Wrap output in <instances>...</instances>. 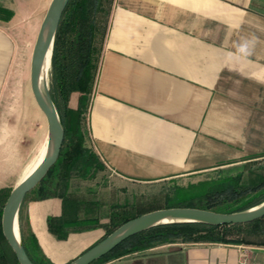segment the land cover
I'll use <instances>...</instances> for the list:
<instances>
[{
  "label": "crops",
  "instance_id": "obj_1",
  "mask_svg": "<svg viewBox=\"0 0 264 264\" xmlns=\"http://www.w3.org/2000/svg\"><path fill=\"white\" fill-rule=\"evenodd\" d=\"M14 60L0 25V100ZM86 124L90 144L125 185L264 156V0H113ZM1 160L0 169L13 165ZM61 209L59 197L22 205L50 264L104 235L97 226L57 239L47 218ZM243 252L247 264H264V246L225 243L164 244L102 264H241Z\"/></svg>",
  "mask_w": 264,
  "mask_h": 264
},
{
  "label": "trees",
  "instance_id": "obj_2",
  "mask_svg": "<svg viewBox=\"0 0 264 264\" xmlns=\"http://www.w3.org/2000/svg\"><path fill=\"white\" fill-rule=\"evenodd\" d=\"M113 0H69L55 34L49 90L64 128L59 156L45 176L24 197L18 212L20 240L34 264H50L28 229L22 205L27 199L59 197L61 214L49 216L47 227L57 239L73 229L102 226L103 239L122 223L156 209L140 210L136 202L111 203L101 213L96 190L72 189L75 179L91 180L106 166L89 142L86 111L99 66ZM14 12L0 4V19L8 21ZM264 156L217 171L213 180L192 186L189 193L166 196L167 207H193L221 213L240 211L264 201ZM233 170H237L233 172ZM220 173V174H219ZM12 187H0V264H19L1 231V214ZM103 220V223L100 222ZM100 239V240H101ZM99 240V241H100ZM97 243V242H96ZM170 243H225L264 246V217L241 224L209 225L180 222L155 226L134 234L90 264L129 256Z\"/></svg>",
  "mask_w": 264,
  "mask_h": 264
},
{
  "label": "rangeland",
  "instance_id": "obj_3",
  "mask_svg": "<svg viewBox=\"0 0 264 264\" xmlns=\"http://www.w3.org/2000/svg\"><path fill=\"white\" fill-rule=\"evenodd\" d=\"M49 2L50 0H0L1 5L14 12L8 21L0 19V25L6 28L15 50L13 67L8 72L0 100V162L6 157L13 163L12 166L0 169V184L4 183L8 187L20 177L24 165L46 139V120L30 90L29 68L32 48ZM253 163L255 166L256 163L264 165V158ZM237 164L222 165L157 182L126 185L105 169L91 180L75 179L72 189L84 191L88 187L95 188L102 214L111 203L126 201L136 202L140 210L150 206L165 208L167 195L189 193L192 186L200 183L205 185L215 178L217 171ZM235 171L237 170H233ZM260 171L264 174V168ZM123 185L125 191H121Z\"/></svg>",
  "mask_w": 264,
  "mask_h": 264
},
{
  "label": "water",
  "instance_id": "obj_4",
  "mask_svg": "<svg viewBox=\"0 0 264 264\" xmlns=\"http://www.w3.org/2000/svg\"><path fill=\"white\" fill-rule=\"evenodd\" d=\"M68 1L50 0L40 23L30 57V90L37 107L45 117L47 133L46 151L41 163L11 188L2 208V235L19 264H34L26 254L20 240L19 208L25 195L39 183L57 160L64 137V128L50 95L49 78L43 81L42 73L46 63L50 64L55 34ZM262 217H264V201L247 209L230 213L193 207L158 208L122 223L103 239L65 264H90L128 237L159 225L198 222L219 226L246 223Z\"/></svg>",
  "mask_w": 264,
  "mask_h": 264
},
{
  "label": "bare ground",
  "instance_id": "obj_5",
  "mask_svg": "<svg viewBox=\"0 0 264 264\" xmlns=\"http://www.w3.org/2000/svg\"><path fill=\"white\" fill-rule=\"evenodd\" d=\"M49 60V59H48ZM49 70H50V64L46 63L43 69L42 73V80L45 81V79L49 78ZM46 151V139L41 147V149L38 151L36 156L33 158L27 169L25 170L23 176L20 177V179L27 177L32 171L36 169V167L41 163Z\"/></svg>",
  "mask_w": 264,
  "mask_h": 264
},
{
  "label": "built area",
  "instance_id": "obj_6",
  "mask_svg": "<svg viewBox=\"0 0 264 264\" xmlns=\"http://www.w3.org/2000/svg\"><path fill=\"white\" fill-rule=\"evenodd\" d=\"M243 255H244V257H243V259L241 261V264H247V259H246L247 254L245 252H243Z\"/></svg>",
  "mask_w": 264,
  "mask_h": 264
}]
</instances>
